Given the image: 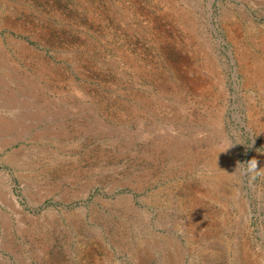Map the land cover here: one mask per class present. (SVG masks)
Returning <instances> with one entry per match:
<instances>
[{
	"label": "rangeland",
	"instance_id": "374dc122",
	"mask_svg": "<svg viewBox=\"0 0 264 264\" xmlns=\"http://www.w3.org/2000/svg\"><path fill=\"white\" fill-rule=\"evenodd\" d=\"M252 158L264 0H0V264H264Z\"/></svg>",
	"mask_w": 264,
	"mask_h": 264
},
{
	"label": "clouds",
	"instance_id": "9594fccd",
	"mask_svg": "<svg viewBox=\"0 0 264 264\" xmlns=\"http://www.w3.org/2000/svg\"><path fill=\"white\" fill-rule=\"evenodd\" d=\"M242 165H244L243 174H251L253 178H255L256 175L264 174L259 171L261 167L257 166V160L255 158H252Z\"/></svg>",
	"mask_w": 264,
	"mask_h": 264
}]
</instances>
